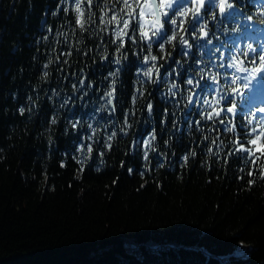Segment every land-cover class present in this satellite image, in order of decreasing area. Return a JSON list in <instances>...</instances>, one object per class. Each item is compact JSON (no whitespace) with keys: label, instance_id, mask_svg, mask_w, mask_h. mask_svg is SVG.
Returning <instances> with one entry per match:
<instances>
[{"label":"trees","instance_id":"1","mask_svg":"<svg viewBox=\"0 0 264 264\" xmlns=\"http://www.w3.org/2000/svg\"><path fill=\"white\" fill-rule=\"evenodd\" d=\"M66 3L0 0V264H264V180L258 170L254 171L256 183L249 190L246 181L253 177L246 175L245 166V179H236L242 166V160L236 158L229 159L227 174L215 163L209 171L201 166L206 157L199 155V149L194 162L190 160L186 168L179 166L178 158L188 150L191 137L198 138L199 133H190L183 125L186 109L177 107L169 94L166 81L171 77L164 60L158 59L163 65L161 82L144 84V96H137L133 104V93L140 87L135 68L142 59L129 52L126 63L131 64L117 80L113 104L115 128L123 126L124 111L135 113L128 118L131 127L127 134L117 131L109 141L111 149L101 143L93 144L90 154L86 149L83 154L77 151L80 141L92 143L86 139L92 134L89 123L93 127H97V121L106 123L101 117H107L108 111L95 110L104 104L99 97L109 81L100 91L95 86L101 73L107 75L115 65L97 68L102 63L98 57L93 64L73 51L71 56L61 58L69 63L60 70L56 56L68 48L55 42L56 33H69L70 29L62 11L56 16L52 12ZM246 5L242 8L244 16L264 23L252 1L246 0ZM68 16L74 21V13ZM240 26L234 22L235 33L227 25L222 31L235 35ZM48 27L53 28L51 34ZM206 30L214 43L225 38L220 32L212 37V25ZM42 35H48L49 40H41ZM70 39L73 43L82 40V49L84 44L93 47L91 41L96 40L78 32ZM165 47L180 61L172 67L183 71L187 64L186 58L178 55L179 44L172 47L166 43ZM108 50L111 54L114 47L110 45ZM152 54L161 55L157 45H153ZM49 60L53 63L44 77L43 65ZM80 69L88 76L86 83L91 81L94 87L82 100L70 101L62 108L63 99L80 95L72 89ZM73 72L77 77L71 75ZM64 76L69 78L62 79ZM49 89H55L59 96H53ZM149 101L153 105L151 118ZM21 106L25 107L23 114L19 112ZM164 109L168 110L169 121L175 111L183 139L171 138L167 159L161 156L158 161L155 153L149 152V163L142 148L133 151L131 146L155 128V143L165 150L163 141L170 139L172 124L161 123ZM90 115H95V120L89 119ZM53 116L56 124L51 123ZM191 118L199 119L195 115ZM69 120L80 123L73 129ZM163 127L169 132L161 137ZM96 135L107 140L102 128ZM239 135L242 142L249 139L244 132ZM221 136L225 143L232 138L222 130ZM160 163L164 166L159 167ZM128 168L133 171L129 173ZM140 171H144L143 177ZM241 243L249 250L234 255Z\"/></svg>","mask_w":264,"mask_h":264},{"label":"snow or ice","instance_id":"2","mask_svg":"<svg viewBox=\"0 0 264 264\" xmlns=\"http://www.w3.org/2000/svg\"><path fill=\"white\" fill-rule=\"evenodd\" d=\"M61 3H65V0H61ZM258 3L264 4V0H258ZM67 4L68 6L62 8L58 6L57 10L52 12V15L56 16L62 11L70 29L69 33H56L55 42L68 48L67 52L62 51L56 56L60 70H63V65L69 63L67 59L61 58L71 56L73 51L78 56L91 59L93 64H96L98 57L102 63L97 64V68L115 65L114 70L108 71L107 75L101 73L98 77L99 84L95 86V90L100 91L104 82L109 81L107 89L99 97L104 104L95 110L97 113L108 111L107 117H101L106 123L100 125L97 121V127L89 123L87 128L92 134L86 139L92 143L80 141L77 151L83 154L86 149L90 154L93 152V144L101 143L111 149L112 145L109 141L117 135V131L127 134V129L131 127L128 118L135 113L124 111L123 126L119 129L115 128L117 118L114 115L116 109L113 104L117 80L121 73L129 70L131 62H126L131 52L137 60L142 59L135 68L136 82L140 87L136 93H133V104L137 96H144V84L161 82L160 67L163 65L158 64V59L164 60L167 63L165 71L171 77L170 81H166L170 84L169 94L177 107L183 105L186 109L183 125L190 133L193 130L199 133L198 138L191 137L188 150L178 158L181 168H186L190 160L193 162L196 160L199 149V155L206 157L201 162V166L207 167L209 171L215 163L220 164L227 174L229 159L236 158L242 160L240 175L236 179L241 181L245 179V166H248L246 175L253 177L246 181L249 190L256 183L254 171L258 170L260 179L264 180V161H261V157H264V143H260L261 138L264 137V36L253 40L251 37L228 36L222 31L225 25L232 29L233 23H238L237 16H244L242 8L247 6L246 0H104L103 3L101 0H96L95 4L93 0H67ZM94 8L98 9V12L93 11ZM70 12L75 14L74 21L68 16ZM185 19L188 20L187 27H185ZM247 20L252 22V16L249 15ZM209 25L215 29L211 33L212 37L220 32L228 43H214L209 31L206 30ZM243 27L241 25V28ZM261 27L264 28V25ZM232 31L235 33L236 30L232 29ZM47 32L51 34L53 28L48 27ZM77 32L81 36L88 33L95 37L96 40L91 41L94 46L89 47L84 44L82 49L80 47L83 44L82 40L73 43L70 36L75 37ZM40 39L48 41L49 37L42 35ZM166 43L172 47L179 44L178 55L185 57L187 64V67L182 66L183 71H177L172 67L174 64L180 65V61L166 51ZM110 45L114 47L111 54L108 50ZM153 45L158 46L161 53L159 57L152 54ZM193 49L199 50L201 54L197 55ZM52 63L53 61L49 60L43 65L44 77L48 76L47 69ZM71 75L77 77L76 72ZM68 78V76L62 77V79ZM87 79V74L80 69L79 77L72 83L73 91L79 92L80 95L63 99L60 107L64 108L70 101L74 103L76 99L82 100L88 94V90L93 89V83L91 81L86 83ZM48 91H51L53 96H59L55 89ZM257 91L261 93L258 103L251 104L250 98ZM48 99L51 100L52 96H48ZM28 100L35 103L32 96H29ZM28 110L31 112V108ZM147 111L151 118L153 112L151 101L147 103ZM19 112L23 114L25 107L21 106ZM164 115L165 119L161 123L172 124L170 139L163 141L164 151H161L155 143L157 139L155 128L147 133L146 138L134 140L132 143L133 151L143 149L145 161H149V152L155 153L154 158L158 161L161 156L167 159L171 151V138L176 137L177 141L183 139V134L177 127L175 111L170 114L171 121L167 120L169 116L167 109H164ZM193 115L198 116L199 119H192ZM89 119L95 120V115H90ZM68 122L73 129L80 123L79 120ZM51 123H57L55 116ZM109 125L113 126L112 130L109 129ZM100 128L107 133V140L97 137ZM221 130L223 133L232 134L228 143L222 138ZM160 132L162 137L165 132H169V129L163 127ZM239 132H244L247 137L252 138L242 142ZM256 153H260V156ZM100 154L103 155L102 152ZM172 156L175 157L174 152ZM158 166L164 165L160 163ZM127 171L131 173L133 169L128 168ZM139 174L143 177L144 171H140Z\"/></svg>","mask_w":264,"mask_h":264},{"label":"rangeland","instance_id":"3","mask_svg":"<svg viewBox=\"0 0 264 264\" xmlns=\"http://www.w3.org/2000/svg\"><path fill=\"white\" fill-rule=\"evenodd\" d=\"M249 246L246 244H240V246L238 247V249H245L248 250Z\"/></svg>","mask_w":264,"mask_h":264},{"label":"water","instance_id":"4","mask_svg":"<svg viewBox=\"0 0 264 264\" xmlns=\"http://www.w3.org/2000/svg\"><path fill=\"white\" fill-rule=\"evenodd\" d=\"M248 250H249V248H248Z\"/></svg>","mask_w":264,"mask_h":264}]
</instances>
